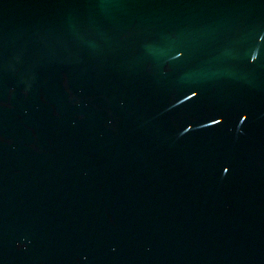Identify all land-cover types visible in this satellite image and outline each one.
Returning <instances> with one entry per match:
<instances>
[{
    "label": "water",
    "instance_id": "water-1",
    "mask_svg": "<svg viewBox=\"0 0 264 264\" xmlns=\"http://www.w3.org/2000/svg\"><path fill=\"white\" fill-rule=\"evenodd\" d=\"M0 264H264V0H0Z\"/></svg>",
    "mask_w": 264,
    "mask_h": 264
}]
</instances>
